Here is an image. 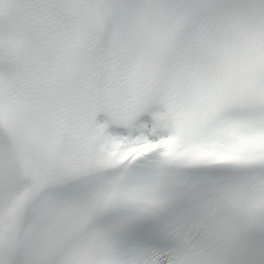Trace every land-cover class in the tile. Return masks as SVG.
<instances>
[{
  "label": "snow or ice",
  "instance_id": "1",
  "mask_svg": "<svg viewBox=\"0 0 264 264\" xmlns=\"http://www.w3.org/2000/svg\"><path fill=\"white\" fill-rule=\"evenodd\" d=\"M0 264H264V0H0Z\"/></svg>",
  "mask_w": 264,
  "mask_h": 264
}]
</instances>
